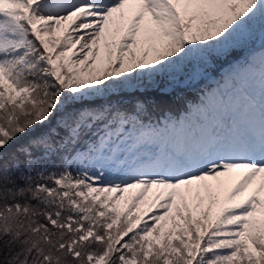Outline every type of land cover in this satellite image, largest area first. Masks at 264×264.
Returning a JSON list of instances; mask_svg holds the SVG:
<instances>
[{
	"label": "snow or ice",
	"instance_id": "snow-or-ice-1",
	"mask_svg": "<svg viewBox=\"0 0 264 264\" xmlns=\"http://www.w3.org/2000/svg\"><path fill=\"white\" fill-rule=\"evenodd\" d=\"M0 264H264V0H0Z\"/></svg>",
	"mask_w": 264,
	"mask_h": 264
},
{
	"label": "trees",
	"instance_id": "trees-1",
	"mask_svg": "<svg viewBox=\"0 0 264 264\" xmlns=\"http://www.w3.org/2000/svg\"><path fill=\"white\" fill-rule=\"evenodd\" d=\"M245 86L248 88L249 91L253 92L254 95L256 96L257 100L259 101V86L258 83L254 79H249L246 83ZM234 101L235 104L238 105L239 107H244L247 105V96H250L248 93H245L242 91L240 86L237 87L236 91L233 93ZM195 95V93H193ZM191 99V97H189Z\"/></svg>",
	"mask_w": 264,
	"mask_h": 264
}]
</instances>
